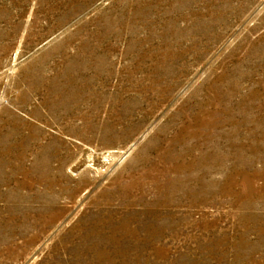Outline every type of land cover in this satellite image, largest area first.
I'll list each match as a JSON object with an SVG mask.
<instances>
[{
	"label": "rangeland",
	"instance_id": "374dc122",
	"mask_svg": "<svg viewBox=\"0 0 264 264\" xmlns=\"http://www.w3.org/2000/svg\"><path fill=\"white\" fill-rule=\"evenodd\" d=\"M0 264H264V0H0Z\"/></svg>",
	"mask_w": 264,
	"mask_h": 264
},
{
	"label": "bare ground",
	"instance_id": "6f19581e",
	"mask_svg": "<svg viewBox=\"0 0 264 264\" xmlns=\"http://www.w3.org/2000/svg\"><path fill=\"white\" fill-rule=\"evenodd\" d=\"M89 164V163H88ZM97 164H99V163H97ZM84 165V163H78V164H76L75 166H74V168H73V170L74 171H77L78 169H80L82 166ZM103 165V164H102ZM102 165H101V167H102ZM100 167V168H101ZM104 167V166H103ZM87 168V167H86ZM81 171V170H80ZM75 173V172H74Z\"/></svg>",
	"mask_w": 264,
	"mask_h": 264
}]
</instances>
